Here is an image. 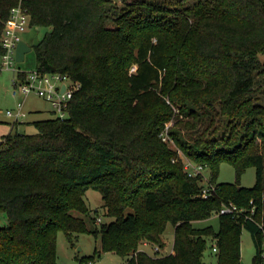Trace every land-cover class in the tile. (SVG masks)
Segmentation results:
<instances>
[{
    "label": "trees",
    "instance_id": "16d2710c",
    "mask_svg": "<svg viewBox=\"0 0 264 264\" xmlns=\"http://www.w3.org/2000/svg\"><path fill=\"white\" fill-rule=\"evenodd\" d=\"M121 1L25 0L30 26L51 28L32 47L36 69L67 74L81 88L68 117L52 112L33 122L35 133L13 123L1 139L0 264H59L60 230L72 244L79 234L100 236L102 251L125 264H207L209 238L217 264H241L244 228L253 264H261L258 226L218 212L253 199L261 208L255 218L264 216V0ZM17 3L0 0V55ZM173 120L175 147L162 138ZM215 123L226 134L208 138ZM179 150L208 166L213 182L223 162L232 164L237 182L198 197L202 178L188 175ZM249 167L256 182L240 186ZM89 189L101 192L112 218L93 231L75 214L91 215ZM213 217L217 230L204 223ZM169 224L173 249L161 254ZM144 243L158 248L154 255Z\"/></svg>",
    "mask_w": 264,
    "mask_h": 264
},
{
    "label": "rangeland",
    "instance_id": "374dc122",
    "mask_svg": "<svg viewBox=\"0 0 264 264\" xmlns=\"http://www.w3.org/2000/svg\"><path fill=\"white\" fill-rule=\"evenodd\" d=\"M115 1L120 6L126 5V3L121 0ZM127 3L131 4L132 2L129 0ZM50 30L51 28L47 26L31 25L21 34V37L33 47V45L37 44ZM261 58L264 60V55H262ZM15 66L16 68L27 72L34 70L36 68V53L33 48L26 54L25 60L22 62H16ZM16 76V70L4 68L0 70V142L3 135L12 132V123L14 119L7 114V110L15 109L18 102L25 100V109L28 114L21 121L23 123L18 124L19 122H16L18 127L14 130L23 133H35L37 132V129L33 122L52 116L48 111L51 109V105L36 94L32 93L28 96L23 94L14 95L15 85L13 80ZM176 111L178 112V110ZM177 127L178 124L173 120L166 126L165 130H175ZM213 128H216V130L214 132H208L206 134L208 138H219L220 134H226V127L219 126L218 123H215ZM170 145L175 147L174 142H170ZM179 155L183 157V161L189 159L181 150H179ZM204 174L209 181L213 182L211 179V170L208 166H205ZM236 179V170L234 166L228 162H223L220 165L217 182L214 183L235 184L237 182ZM255 182L256 169L254 167H249L242 175L240 186L252 187ZM86 201L89 208L92 210L90 216L101 217L102 220L96 223L89 215H84L78 211H75V214L84 217L87 226L91 231L99 228L102 223H108L112 220V218L105 213V209L103 208L104 200L100 191L89 189L86 193ZM95 210H98V212L95 213ZM6 223L7 218L3 214H0V225ZM204 223L213 225L216 230L219 228L218 217H213L208 222ZM174 234L175 227L172 224H169L163 235L165 246L161 248V254H168L172 251ZM214 243L215 240H213V238L207 240V248L203 257V260L207 264H217V255L212 252V245ZM140 248L152 255L156 252V248L150 244H142ZM255 255L256 248L251 232L247 228H244L241 236V261L244 264H253ZM57 257L59 264H81L88 260H92L94 264H125V259L119 254L111 251H102L100 236L97 237L90 233L79 234L78 238H74V244H72L68 240L66 233L61 230L58 232L57 237Z\"/></svg>",
    "mask_w": 264,
    "mask_h": 264
},
{
    "label": "built area",
    "instance_id": "2783aa9c",
    "mask_svg": "<svg viewBox=\"0 0 264 264\" xmlns=\"http://www.w3.org/2000/svg\"><path fill=\"white\" fill-rule=\"evenodd\" d=\"M28 26H30V14L25 6V0H18L17 5L11 8L10 17L1 36L3 52L0 55V70L3 68L16 70L17 76L13 80L15 85L14 95L23 94L28 96L34 93L51 105L52 112L56 117L64 119L68 117L71 99L74 93L81 88V83L75 81L67 74L58 72L47 73L36 68L30 72L25 71L26 74L24 77L20 76L19 73L23 72V70L15 66L17 62L16 49L19 41L22 40L21 34ZM7 114L14 119L13 123H20L28 114L25 109V100L18 102L15 109L7 110ZM167 132L165 130L162 133V138L164 141H171ZM184 168L189 176L202 178V188L200 193L197 194L198 197L211 199L219 195L221 186L206 178L204 165L187 159L184 161ZM249 203V207H242L233 201L226 202L222 205L218 215L233 214L239 217L243 216L245 221H251L258 226L263 238L259 255L261 264H264V216L255 218L259 211H261V208H259L260 206L253 199ZM101 220V217H97L96 222L98 223ZM216 243L217 241L215 240V243L212 245V252L214 253L218 252ZM81 264H94V262L88 260Z\"/></svg>",
    "mask_w": 264,
    "mask_h": 264
},
{
    "label": "water",
    "instance_id": "95a60500",
    "mask_svg": "<svg viewBox=\"0 0 264 264\" xmlns=\"http://www.w3.org/2000/svg\"><path fill=\"white\" fill-rule=\"evenodd\" d=\"M32 50V46H30L25 40L19 41L16 49V61L22 62L25 60L26 54ZM80 249V248H79ZM241 264H244L243 262Z\"/></svg>",
    "mask_w": 264,
    "mask_h": 264
},
{
    "label": "crops",
    "instance_id": "0c3cea01",
    "mask_svg": "<svg viewBox=\"0 0 264 264\" xmlns=\"http://www.w3.org/2000/svg\"><path fill=\"white\" fill-rule=\"evenodd\" d=\"M44 100V99H43ZM41 111V110H40ZM51 114H52V110H48ZM48 118V117H47ZM45 119V118H44ZM23 123V122H22ZM144 244H148V243H144ZM141 249V248H140Z\"/></svg>",
    "mask_w": 264,
    "mask_h": 264
}]
</instances>
